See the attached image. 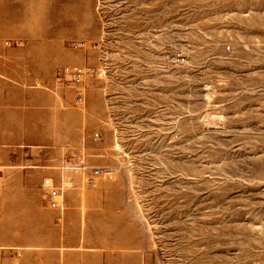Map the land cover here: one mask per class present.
<instances>
[{
	"label": "rangeland",
	"instance_id": "1",
	"mask_svg": "<svg viewBox=\"0 0 264 264\" xmlns=\"http://www.w3.org/2000/svg\"><path fill=\"white\" fill-rule=\"evenodd\" d=\"M0 264H264V0H0Z\"/></svg>",
	"mask_w": 264,
	"mask_h": 264
},
{
	"label": "built area",
	"instance_id": "2",
	"mask_svg": "<svg viewBox=\"0 0 264 264\" xmlns=\"http://www.w3.org/2000/svg\"><path fill=\"white\" fill-rule=\"evenodd\" d=\"M79 44H75V47H78ZM93 71V68L91 67H77L75 68L72 72H71V78H72V84H74L75 82H80L82 80V78L91 73ZM80 100H82V96H79ZM95 136L97 138H101L100 133H96ZM102 173V170L100 168H96L93 170V172L89 175L88 177V181L89 182H94L96 180V177L99 176ZM47 183H49V180H46ZM62 190L60 188L57 187H53L50 190V202L51 205L56 207L59 205V197L61 196Z\"/></svg>",
	"mask_w": 264,
	"mask_h": 264
},
{
	"label": "crops",
	"instance_id": "3",
	"mask_svg": "<svg viewBox=\"0 0 264 264\" xmlns=\"http://www.w3.org/2000/svg\"><path fill=\"white\" fill-rule=\"evenodd\" d=\"M52 179V178H51ZM52 181H53V179H52ZM54 182V181H53Z\"/></svg>",
	"mask_w": 264,
	"mask_h": 264
}]
</instances>
